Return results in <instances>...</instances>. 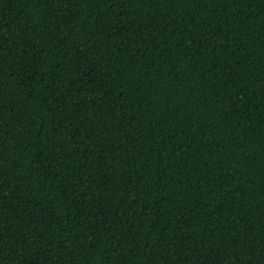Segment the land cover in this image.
<instances>
[{
    "label": "trees",
    "instance_id": "1",
    "mask_svg": "<svg viewBox=\"0 0 264 264\" xmlns=\"http://www.w3.org/2000/svg\"><path fill=\"white\" fill-rule=\"evenodd\" d=\"M0 264H264V0H0Z\"/></svg>",
    "mask_w": 264,
    "mask_h": 264
}]
</instances>
